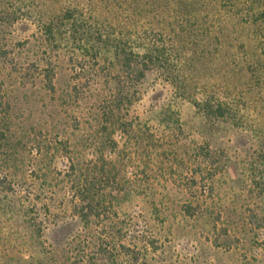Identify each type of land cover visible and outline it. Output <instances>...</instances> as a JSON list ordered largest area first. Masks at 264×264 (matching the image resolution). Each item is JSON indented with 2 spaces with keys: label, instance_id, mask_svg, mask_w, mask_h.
I'll list each match as a JSON object with an SVG mask.
<instances>
[{
  "label": "rangeland",
  "instance_id": "374dc122",
  "mask_svg": "<svg viewBox=\"0 0 264 264\" xmlns=\"http://www.w3.org/2000/svg\"><path fill=\"white\" fill-rule=\"evenodd\" d=\"M240 1L241 24L149 15L151 34L180 38L183 58L140 81L110 49L84 55L30 19L0 16V174L11 182L0 264H76L103 234L117 264H264V110L250 109L244 128L194 104L225 82L249 101L264 79L211 59L214 35L229 59L264 49V0ZM71 191L101 217L81 222Z\"/></svg>",
  "mask_w": 264,
  "mask_h": 264
},
{
  "label": "trees",
  "instance_id": "16d2710c",
  "mask_svg": "<svg viewBox=\"0 0 264 264\" xmlns=\"http://www.w3.org/2000/svg\"><path fill=\"white\" fill-rule=\"evenodd\" d=\"M54 3L50 11L40 9L35 0H7V8L0 12V16L12 23L17 20L30 19L39 28L54 39L61 38L60 42L70 44L74 49L81 50L84 55L94 54L98 58L101 51L110 49L117 58L125 73L134 76L137 81L142 80L146 73L153 70L169 71L170 62H180L182 51L176 48L180 38H171L165 41L151 34L147 17L154 13L156 16L168 15L170 18L195 17L196 14L213 15L215 18H234L238 24L244 23L248 12L243 8L240 0H48ZM255 15V14H253ZM232 16V17H231ZM142 21H137L136 18ZM255 17V16H254ZM247 21V20H246ZM257 23V22H256ZM154 30V29H152ZM159 30V29H158ZM161 30V29H160ZM212 36V35H211ZM234 42L242 43L239 36ZM215 40V41H214ZM211 59L217 66L240 64L252 70V75L261 69L264 70V49L255 57L248 50H244L242 59L238 55L228 58L226 46L221 42L219 35L211 37ZM213 45V47H212ZM168 46L172 50H168ZM243 48V49H244ZM242 54V53H240ZM236 60H239L237 63ZM230 61V62H229ZM231 64V65H232ZM264 72V71H263ZM237 89V84H232ZM230 83L211 84V93H206L194 101L196 108L211 121L233 120L243 125L248 124L247 114L250 109L258 110L262 115L264 110V79L257 87L251 86L249 94L252 98L247 101L231 93ZM256 95L254 96V93ZM250 96V95H249ZM258 107V109H257ZM254 110V109H253ZM3 133L0 130V140ZM11 182L6 175L0 174V191H10ZM74 197L76 216L81 222L88 224L93 218H100V213H93L84 207L85 191H71ZM101 240L93 241L90 253L77 259L76 264H117L108 250H103L107 241L106 235ZM104 238V239H103ZM109 255V256H108ZM108 256V257H106Z\"/></svg>",
  "mask_w": 264,
  "mask_h": 264
}]
</instances>
